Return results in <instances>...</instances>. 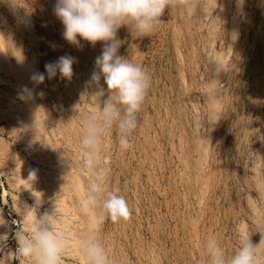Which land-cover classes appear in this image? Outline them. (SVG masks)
<instances>
[{
	"label": "rangeland",
	"instance_id": "374dc122",
	"mask_svg": "<svg viewBox=\"0 0 264 264\" xmlns=\"http://www.w3.org/2000/svg\"><path fill=\"white\" fill-rule=\"evenodd\" d=\"M55 3L0 0V264H33L15 251V231L32 224L26 206L35 218L54 212L67 232L61 264H86L85 237L111 264H208L209 238L229 259L249 238L264 264V0H199L191 18L166 9L150 36L118 30V55L151 80L132 146L120 148L115 126L101 137L105 193L119 188L131 211L117 222L102 200L84 208L94 177L83 167V122L108 95L103 78V96L91 82L103 42H67ZM65 55L76 60L71 79L49 78L45 65ZM23 81L33 92L22 98Z\"/></svg>",
	"mask_w": 264,
	"mask_h": 264
},
{
	"label": "clouds",
	"instance_id": "9594fccd",
	"mask_svg": "<svg viewBox=\"0 0 264 264\" xmlns=\"http://www.w3.org/2000/svg\"><path fill=\"white\" fill-rule=\"evenodd\" d=\"M199 0H56L54 13L62 22L63 38L70 44L82 47L81 40L95 46L103 42L102 52L95 59L91 82L99 87L95 95L103 96L105 89L100 85L103 78L107 85V98L98 114L89 116L83 122L84 137L81 153L84 169L94 177L87 190L84 208L93 210L101 203L104 212L113 222L127 220L131 215L129 206L119 188L105 193V172L100 168L101 137L115 126L118 129L119 145L122 150L132 145L128 135L137 127V112L150 87V76L139 64L118 55L120 41L118 30L127 26L134 38L150 36L162 23L166 9L182 6L189 18L196 14ZM242 5L243 0H238ZM79 37V39H78ZM74 57L65 55L54 63H47L45 71L49 78L57 72L66 79L73 76ZM33 81L42 83L44 73H34ZM24 93L31 94L26 86ZM43 95V93H40ZM106 195V198H103ZM103 198V199H102ZM54 212L37 216L27 230L17 229L16 255L33 261V264H61L62 255L68 246L66 231H57L53 223ZM4 236L0 233V239ZM86 264H111L105 248L95 239L82 238L79 242ZM255 246L249 238L242 239L240 248L229 259L216 238H209L206 244L208 264H259Z\"/></svg>",
	"mask_w": 264,
	"mask_h": 264
},
{
	"label": "bare ground",
	"instance_id": "6f19581e",
	"mask_svg": "<svg viewBox=\"0 0 264 264\" xmlns=\"http://www.w3.org/2000/svg\"><path fill=\"white\" fill-rule=\"evenodd\" d=\"M49 2V1H48ZM207 2V1H206ZM209 2V1H208ZM212 2V1H211ZM204 3V2H203ZM239 4V3H238ZM211 5V4H210ZM50 6V5H49ZM236 6V5H235ZM10 7V6H9ZM205 7V6H204ZM237 7V6H236ZM240 8V7H239ZM237 10H238V7L236 8ZM11 10V9H10ZM210 11V10H209ZM204 12V11H203ZM236 12V11H235ZM208 13V12H207ZM208 15V14H207ZM15 16V15H14ZM54 16V15H53ZM208 17V16H207ZM235 17V16H234ZM235 19V18H234ZM49 21V20H48ZM238 21V20H237ZM51 23V22H50ZM55 25V24H54ZM214 26V25H213ZM232 26V25H231ZM213 28V27H212ZM217 28V27H216ZM201 29V28H200ZM214 29V28H213ZM212 30V29H211ZM12 31V30H11ZM58 32V31H57ZM60 32V31H59ZM215 32V31H214ZM61 36V35H60ZM55 39V38H54ZM0 40H1V38H0ZM46 40V39H45ZM83 41V40H82ZM1 42V41H0ZM212 42V41H211ZM13 44H15V43H13ZM17 45V44H16ZM72 45V44H71ZM97 45V44H96ZM77 47V46H76ZM96 47V46H95ZM83 49V48H82ZM87 49V48H86ZM65 50H67V49H65ZM96 50V49H95ZM56 52V51H55ZM19 54V53H18ZM90 55V54H89ZM87 56V55H86ZM92 56V55H91ZM88 57V56H87ZM86 57V58H87ZM15 58V57H14ZM32 58V57H31ZM90 60V59H89ZM20 61L18 60V63H19ZM92 62V61H91ZM21 64H22V62H21ZM84 64V63H83ZM82 64V65H83ZM90 68V67H89ZM4 69V68H3ZM9 69V68H8ZM7 69V70H8ZM15 69L17 70V68L15 67ZM15 69H13V70H15ZM21 69V68H20ZM20 69H18V70H20ZM13 70H12V72H13ZM16 70H15V73H16ZM22 70V69H21ZM9 71V70H8ZM11 71H9V73H10ZM92 72V71H91ZM19 73V72H18ZM17 73V75H19V77L21 78V79H23L22 78V75H20V74H18ZM30 73V72H29ZM23 74V73H22ZM85 74V73H84ZM11 75V74H10ZM24 75V74H23ZM25 76V75H24ZM27 76V75H26ZM18 78V77H17ZM16 78V79H17ZM25 78V77H24ZM29 78V77H28ZM28 78H27V80H28ZM24 80V79H23ZM31 80V79H30ZM89 80V79H88ZM24 82V81H23ZM22 82V83H23ZM28 82H29V80H28ZM36 82V81H35ZM34 82V83H35ZM25 83V86H26V83L27 82H24ZM24 83H23V85H24ZM34 83H32L33 85H34ZM37 83V82H36ZM35 83V85H38V84H36ZM40 84V83H39ZM30 85V83L27 85V86H29ZM32 85V86H33ZM10 86V85H9ZM20 86V85H19ZM18 86V87H19ZM91 86V85H90ZM95 86H97L96 84H95ZM17 87V86H16ZM36 87V86H35ZM73 87H75V86H73ZM76 89H77V87H75ZM33 89H35V88H33ZM78 89H81V88H78ZM23 90V89H22ZM71 90V89H70ZM75 91V90H74ZM31 92H33V90L31 91ZM40 93V92H39ZM96 93V92H95ZM36 94V93H35ZM79 94V93H78ZM89 95H91V94H89ZM24 96V95H23ZM93 96H95V95H93ZM32 97L34 98L35 97V95L33 96L32 95ZM74 97V96H73ZM96 97H98V96H96ZM29 98V97H28ZM96 100V99H95ZM98 101V100H97ZM33 102V101H32ZM92 102V101H91ZM34 103V102H33ZM92 105V104H91ZM39 108V107H38ZM95 108V107H94ZM98 108V107H97ZM96 108V109H97ZM99 110V109H98ZM95 111H97V110H95ZM197 111V110H196ZM40 130V129H39ZM197 131V130H196ZM196 133V132H195ZM38 134V133H37ZM42 134V133H41ZM48 137V136H47ZM53 137V136H52ZM54 138V137H53ZM51 147V146H50ZM52 149V148H51ZM53 150V149H52ZM54 151V150H53ZM57 151V150H56ZM207 155V154H206ZM18 163V162H17ZM204 163V162H203ZM22 164V163H21ZM20 165V164H19ZM200 165V164H199ZM22 166L24 167V165L22 164ZM21 166V167H22ZM256 166V165H255ZM25 168V167H24ZM186 168V167H185ZM194 168V167H193ZM20 169V171H21V168H19ZM26 169V168H25ZM199 169V168H198ZM24 170V169H23ZM200 170V169H199ZM201 171V170H200ZM23 172V171H22ZM29 171H28V169H26V171L25 172H23L26 176H27V173H28ZM204 172V171H203ZM210 172V171H209ZM29 175V174H28ZM202 175H204V174H202ZM198 177V176H197ZM196 177V178H197ZM200 177V176H199ZM204 177V176H203ZM38 179H40V178H38ZM187 179V178H186ZM194 179V178H193ZM30 181V180H29ZM35 181V180H34ZM39 181V180H38ZM38 185V184H37ZM33 186V185H32ZM37 188V187H36ZM159 190V189H158ZM188 192V191H187ZM206 192V191H205ZM200 193V192H199ZM4 194H5V192H3V196H4ZM201 194V193H200ZM202 196V195H201ZM210 198V197H209ZM200 200V199H199ZM203 200V199H202ZM201 202V201H200ZM200 205V204H199ZM25 206H26V204H25ZM24 212H25V214H26V218H28L29 219V221H31V223L33 222V220L35 219V217H34V215L31 213V211L29 210V209H27V206H26V208H25V210H24ZM56 220H53V223L55 224L56 222H55ZM191 221V220H190ZM195 223V222H194ZM194 223H193V225H194ZM179 224V223H178ZM264 224V223H263ZM197 225V224H196ZM57 226V225H56ZM8 228V227H7ZM193 228V227H192ZM197 228V227H196ZM196 228H194V229H196ZM205 228V227H204ZM193 229V230H194ZM201 229V228H200ZM55 230H57V229H55ZM191 232H192V230H191ZM198 234V233H197ZM194 238H195V236H194ZM194 247H196V246H194ZM197 248V247H196ZM155 255V254H154ZM10 255H8V258H10L9 257ZM6 259V258H5ZM10 260V259H9ZM156 261V260H155ZM151 264V263H150Z\"/></svg>",
	"mask_w": 264,
	"mask_h": 264
}]
</instances>
